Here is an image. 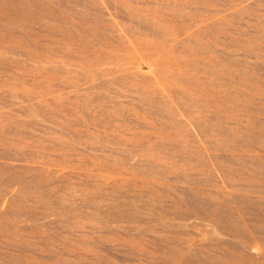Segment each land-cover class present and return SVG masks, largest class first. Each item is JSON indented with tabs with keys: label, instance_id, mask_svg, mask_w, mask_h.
Returning <instances> with one entry per match:
<instances>
[{
	"label": "rangeland",
	"instance_id": "374dc122",
	"mask_svg": "<svg viewBox=\"0 0 264 264\" xmlns=\"http://www.w3.org/2000/svg\"><path fill=\"white\" fill-rule=\"evenodd\" d=\"M0 264H264V0H0Z\"/></svg>",
	"mask_w": 264,
	"mask_h": 264
}]
</instances>
